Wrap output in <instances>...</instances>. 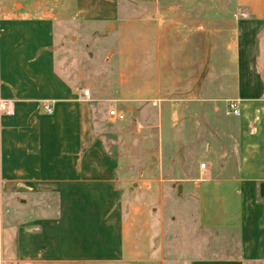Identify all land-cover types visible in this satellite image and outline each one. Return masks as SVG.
<instances>
[{
  "label": "crops",
  "instance_id": "1",
  "mask_svg": "<svg viewBox=\"0 0 264 264\" xmlns=\"http://www.w3.org/2000/svg\"><path fill=\"white\" fill-rule=\"evenodd\" d=\"M102 42L118 85L83 72ZM0 97V264H264V0H0ZM147 106L176 140L204 109L206 166L171 178L197 205L188 234L151 224L105 144L126 116L150 133Z\"/></svg>",
  "mask_w": 264,
  "mask_h": 264
},
{
  "label": "rangeland",
  "instance_id": "2",
  "mask_svg": "<svg viewBox=\"0 0 264 264\" xmlns=\"http://www.w3.org/2000/svg\"><path fill=\"white\" fill-rule=\"evenodd\" d=\"M111 38L112 40L115 39L112 36ZM103 39L101 41L110 44L111 39ZM103 42L92 47L90 52L92 59H85L83 72L88 76L93 75L95 83L113 82L118 85L121 83L120 80L126 77L120 74L121 69L119 68L118 58L107 64L106 56L109 45ZM81 47L78 52L86 57V54L89 53H87V48L85 49L83 42ZM134 79L136 81L137 76ZM155 103L153 102V105ZM149 106L151 107V105ZM111 107H107V110L109 111ZM150 107L145 110H147V120L149 119L152 123L156 121L160 110H158L159 108ZM203 111L204 109L198 108L192 124H187L183 120L179 125L178 131H180V134L177 139L181 135L185 138L186 131H192L195 133V139L193 140L185 138L184 140L178 139V141L173 139L172 126L168 120L163 125H157L154 122L153 129L148 133V128H140L137 121L129 122L130 119L126 116L124 120L107 123V127L102 130L108 135L105 139L106 146L116 154L120 160L122 174L129 179L126 182L128 183L126 192L136 199L135 204L138 209L147 211L146 214L151 224L158 223L160 212H162L163 226L167 229L171 228L173 231L178 230L179 233L183 231L188 234L195 225L196 203L183 195L182 186L177 187L171 178L173 175L183 176L188 174L185 169L205 161L201 157L203 141L202 138H198L203 129ZM163 114L167 117L170 116V107L164 108ZM160 127L165 131L164 138L160 136ZM175 130H177V127L173 131ZM179 142L183 149L181 158L176 155ZM187 148L189 152H187ZM173 157L176 159L173 160ZM178 160H180L181 171L175 166L179 163ZM172 217H175V219L172 220Z\"/></svg>",
  "mask_w": 264,
  "mask_h": 264
},
{
  "label": "built area",
  "instance_id": "3",
  "mask_svg": "<svg viewBox=\"0 0 264 264\" xmlns=\"http://www.w3.org/2000/svg\"><path fill=\"white\" fill-rule=\"evenodd\" d=\"M85 94L89 93V90H85ZM44 108L48 112L53 111V106L50 102H44ZM14 112V100L9 98L0 97V116L3 114H12ZM226 113L228 115L240 116L242 113L241 110V99L240 98H231L227 100L226 104ZM109 115L116 119H123L124 114L119 112L117 108L111 107L109 109ZM202 168L206 166L205 162L200 164Z\"/></svg>",
  "mask_w": 264,
  "mask_h": 264
}]
</instances>
